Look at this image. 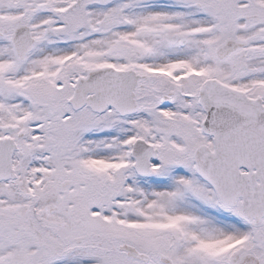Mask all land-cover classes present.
Segmentation results:
<instances>
[{"label": "snow or ice", "instance_id": "6c2138e0", "mask_svg": "<svg viewBox=\"0 0 264 264\" xmlns=\"http://www.w3.org/2000/svg\"><path fill=\"white\" fill-rule=\"evenodd\" d=\"M0 264H264V0H0Z\"/></svg>", "mask_w": 264, "mask_h": 264}]
</instances>
